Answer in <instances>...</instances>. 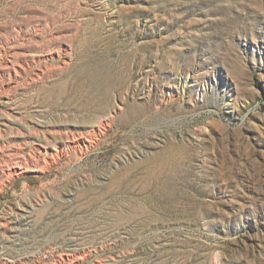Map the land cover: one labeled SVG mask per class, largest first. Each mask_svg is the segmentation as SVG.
<instances>
[{"label": "rangeland", "instance_id": "1", "mask_svg": "<svg viewBox=\"0 0 264 264\" xmlns=\"http://www.w3.org/2000/svg\"><path fill=\"white\" fill-rule=\"evenodd\" d=\"M0 264H264V0H0Z\"/></svg>", "mask_w": 264, "mask_h": 264}, {"label": "bare ground", "instance_id": "2", "mask_svg": "<svg viewBox=\"0 0 264 264\" xmlns=\"http://www.w3.org/2000/svg\"><path fill=\"white\" fill-rule=\"evenodd\" d=\"M39 48H40L41 51H44L45 45H40ZM81 81H82V79L79 80V84L77 85L78 89L82 88V86H84V84H82ZM101 87H103V86H101ZM101 87L97 86L95 88L100 90ZM57 137H59L58 139H60V140H64L65 139L64 137H66V138H68V141L66 143H71V144L73 143V144H75V146L74 147H72V146H68L67 147V145H66L64 150H61V151L59 149H56L57 150V154L52 156L54 160L56 158H60L61 159L60 155L62 156L63 153L67 154V155H70L71 153H75L77 155L78 152H80L82 155L86 154L89 151V146L86 143L94 144L96 142L94 140V134L93 133H89V135H86L85 133H81V132H73V133H71V130L69 131V133H66V134L61 133V134L57 135ZM83 142H85V145H82ZM70 157H71V155H70Z\"/></svg>", "mask_w": 264, "mask_h": 264}]
</instances>
